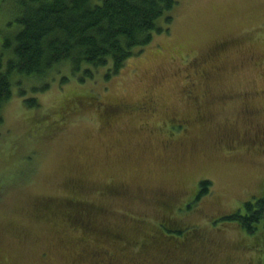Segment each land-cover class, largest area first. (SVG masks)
I'll list each match as a JSON object with an SVG mask.
<instances>
[{
  "label": "rangeland",
  "instance_id": "obj_1",
  "mask_svg": "<svg viewBox=\"0 0 264 264\" xmlns=\"http://www.w3.org/2000/svg\"><path fill=\"white\" fill-rule=\"evenodd\" d=\"M19 7L0 0V53ZM170 15L108 80L110 67L86 78L66 64L15 85L0 125V264H101L108 252L116 264H264V223L250 234L223 219L264 194V0H180ZM224 41L190 103L194 60ZM148 101L156 114L138 111ZM171 116L194 123L189 137H167ZM205 180L210 194L184 209ZM162 223L200 237L143 248Z\"/></svg>",
  "mask_w": 264,
  "mask_h": 264
},
{
  "label": "trees",
  "instance_id": "obj_2",
  "mask_svg": "<svg viewBox=\"0 0 264 264\" xmlns=\"http://www.w3.org/2000/svg\"><path fill=\"white\" fill-rule=\"evenodd\" d=\"M16 1L20 6V13L14 18L18 32L4 38L0 53V125L4 122V105L12 99L15 85H22L23 80L45 81L55 69L66 64L71 71L82 73L86 78L107 67L110 74L106 80L118 74L135 51L142 52L150 46L154 33L169 31L173 23L170 14L180 0ZM161 20L166 23L163 27ZM27 104L40 109L35 99ZM211 190V181L200 182L194 198L186 200L184 209L193 211L192 206L201 203ZM262 196L223 219L236 221L248 233H255L257 226L264 223ZM164 225L159 229L160 236L153 238H162V243L169 248L183 249L200 237L198 233L188 234L184 240V231L175 225ZM152 243L147 245L151 247Z\"/></svg>",
  "mask_w": 264,
  "mask_h": 264
},
{
  "label": "flooded vegetation",
  "instance_id": "obj_3",
  "mask_svg": "<svg viewBox=\"0 0 264 264\" xmlns=\"http://www.w3.org/2000/svg\"><path fill=\"white\" fill-rule=\"evenodd\" d=\"M232 42L231 41L230 42L224 41L219 46H217V48L214 51H211L210 52L211 54L209 56L203 57V58H198V59L194 60V62L192 64L193 67L191 68L192 72H190L189 76H187L188 82L190 84L189 85V89H188V99L190 100V103H195L198 106L200 105V98L196 94V91H197L196 81L199 80L200 78L206 76L205 68L210 66L209 64L211 63L213 55L216 54L217 51L220 52L222 50L227 49L228 46H229V43H232ZM234 99H235V97L228 96V97L224 98L223 103L224 102L226 103L227 101H231V100H234ZM113 108L115 109L114 110V113H115L114 116H118V115L121 114L120 113L121 112L120 105H118V106L116 105V107H113ZM129 110L130 109H128V112H127L129 114L134 112V111H131V110L129 111ZM138 111H140V112H142L144 114H150V115H152L153 113L156 114V112H158L157 111L156 102L155 101H148L143 106L139 107ZM252 114H253V116H250V118L255 117L254 116L255 114L254 113H252ZM201 123H202V121H201ZM193 124L194 123L189 121L188 119H186V117L171 116V117L168 118L167 121L164 122V124H163L164 127L163 128H164V131L168 134L167 137L169 139L180 140L181 137L187 138V137L190 136L191 128L193 127ZM258 139L259 138L256 139L257 143H259ZM261 146H264V145H261ZM195 194H196V192L190 198L193 199ZM73 201L75 202L74 204L81 205V203H79L76 199H73ZM69 204L71 205V202ZM84 208L89 210L90 209V204L89 203L88 204H84ZM84 208H82V209H84ZM55 210H56V207H55ZM69 219L73 220V219H75V217L74 216H70ZM164 224L165 223H162V225H160V227L161 226L165 227ZM91 226L95 227L92 222H91ZM89 231H91V229ZM161 231H162V229H161ZM93 233H96V232H93ZM198 234H200V233H198ZM144 238L145 239H143V241H142V246L145 247L146 249L150 248V246L147 245L148 242H150V241L152 242L153 241V243H154L155 241H157L155 238H153V236L150 237V238L149 237H144ZM180 246L183 247L184 245L180 244ZM179 248H177V249H179ZM117 260H118V258H117L116 255H112L111 252H108V253H104L103 259L101 260V264H116ZM145 263H146L145 259L142 260V261L138 260L137 262L136 261L133 262V264H145Z\"/></svg>",
  "mask_w": 264,
  "mask_h": 264
}]
</instances>
